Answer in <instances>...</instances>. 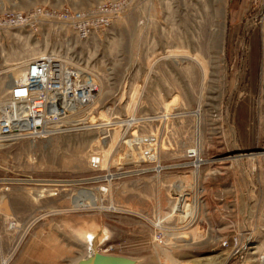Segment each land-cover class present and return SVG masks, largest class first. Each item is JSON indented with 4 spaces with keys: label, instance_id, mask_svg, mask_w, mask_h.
I'll return each mask as SVG.
<instances>
[{
    "label": "rangeland",
    "instance_id": "rangeland-1",
    "mask_svg": "<svg viewBox=\"0 0 264 264\" xmlns=\"http://www.w3.org/2000/svg\"><path fill=\"white\" fill-rule=\"evenodd\" d=\"M244 2L237 12L231 0H0V13L51 14L2 32L1 65L53 52L99 86L47 134L0 144V264H76L90 233L101 253L135 264H256L264 19L256 25L254 0ZM102 5L114 13L100 26L91 15ZM66 10L89 15L86 38L61 22ZM81 190L94 205L74 203Z\"/></svg>",
    "mask_w": 264,
    "mask_h": 264
},
{
    "label": "built area",
    "instance_id": "built-area-1",
    "mask_svg": "<svg viewBox=\"0 0 264 264\" xmlns=\"http://www.w3.org/2000/svg\"><path fill=\"white\" fill-rule=\"evenodd\" d=\"M254 5L257 8L256 25H261L264 19V0H254ZM113 13V8L102 5L91 16L99 18L96 23L103 26L109 23L108 16ZM41 16L51 17V14L41 9L27 13H0V36L2 32L12 34L14 31L13 34L17 35L32 31L36 29V20ZM88 16L83 12L66 10L60 14V20L69 25L77 37L84 39L91 29ZM13 69L20 71V78L12 76ZM91 72L80 62H73L53 52L10 67L0 64V144L47 134L49 129L57 128L72 114L76 115L89 108L99 93L98 83ZM148 139L150 143L156 144V138H152L153 142L151 138ZM148 139H142L143 143ZM150 153L145 151L148 156ZM187 156L197 157L195 149L187 151ZM201 162L203 160L199 159L198 163ZM101 163L100 155H91L92 168H100ZM158 168L162 169L160 166ZM219 241L221 246L228 247L227 240L221 238ZM251 248V245L246 244L242 251ZM255 263L264 264V246Z\"/></svg>",
    "mask_w": 264,
    "mask_h": 264
},
{
    "label": "bare ground",
    "instance_id": "bare-ground-1",
    "mask_svg": "<svg viewBox=\"0 0 264 264\" xmlns=\"http://www.w3.org/2000/svg\"><path fill=\"white\" fill-rule=\"evenodd\" d=\"M20 77H21V73H20ZM198 161H199V159L197 160V162ZM74 203L76 205H80V206L94 205L95 204V200L93 199V193H88V192H85V191L81 190L78 193V195L75 197ZM96 236H97L96 234H92V233H90V234H88L86 236L85 243L87 244V254L85 255V257H89V256L93 255V253L95 252L96 247H97L96 245L98 244V241H99V238L96 237ZM7 262H8V259H4L2 264H7Z\"/></svg>",
    "mask_w": 264,
    "mask_h": 264
},
{
    "label": "water",
    "instance_id": "water-1",
    "mask_svg": "<svg viewBox=\"0 0 264 264\" xmlns=\"http://www.w3.org/2000/svg\"><path fill=\"white\" fill-rule=\"evenodd\" d=\"M96 250L93 255L80 259L77 264H135L136 261L124 257L115 255H106L100 252L99 244L96 245Z\"/></svg>",
    "mask_w": 264,
    "mask_h": 264
},
{
    "label": "crops",
    "instance_id": "crops-1",
    "mask_svg": "<svg viewBox=\"0 0 264 264\" xmlns=\"http://www.w3.org/2000/svg\"><path fill=\"white\" fill-rule=\"evenodd\" d=\"M244 4V0H231V6L236 9L237 12L243 10Z\"/></svg>",
    "mask_w": 264,
    "mask_h": 264
}]
</instances>
